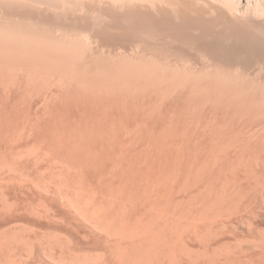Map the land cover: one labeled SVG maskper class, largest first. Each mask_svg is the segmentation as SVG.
<instances>
[{"label": "bare ground", "instance_id": "6f19581e", "mask_svg": "<svg viewBox=\"0 0 264 264\" xmlns=\"http://www.w3.org/2000/svg\"><path fill=\"white\" fill-rule=\"evenodd\" d=\"M0 264H264V0H0Z\"/></svg>", "mask_w": 264, "mask_h": 264}]
</instances>
